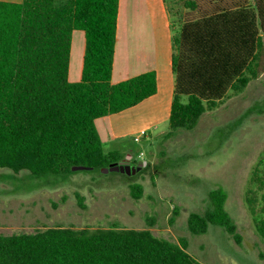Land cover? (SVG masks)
Wrapping results in <instances>:
<instances>
[{
	"label": "trees",
	"instance_id": "1",
	"mask_svg": "<svg viewBox=\"0 0 264 264\" xmlns=\"http://www.w3.org/2000/svg\"><path fill=\"white\" fill-rule=\"evenodd\" d=\"M119 3L0 1V169L44 177L78 166L103 169L125 159L121 152H105L96 120L155 96L158 81L149 72L112 83ZM165 3L173 22L175 75L169 140L180 129L194 130L231 91L243 92L264 73V0ZM75 31L84 33L85 51L81 81L71 83ZM257 181L262 190L264 179ZM133 194L139 198L141 189ZM211 200L208 212L189 216L190 232L221 226L241 245L238 226L225 209L226 193L215 190ZM248 204L257 216L254 198ZM261 214L256 228L264 239V195ZM187 250L185 240L157 238L148 229L52 227L0 234V264H199Z\"/></svg>",
	"mask_w": 264,
	"mask_h": 264
},
{
	"label": "rangeland",
	"instance_id": "2",
	"mask_svg": "<svg viewBox=\"0 0 264 264\" xmlns=\"http://www.w3.org/2000/svg\"><path fill=\"white\" fill-rule=\"evenodd\" d=\"M82 50L75 37L73 70L83 64ZM169 131L167 119L138 143L133 134L105 144L106 153L132 152L134 166L142 168L131 175L96 168L34 177L28 171L0 169V234L52 227L148 229L157 238L185 240L199 264H264V239L256 228L264 195L257 181L264 179V73L243 92L231 91L194 130L180 129L167 140ZM134 188L141 189L139 198ZM220 189L227 195L225 209L238 226L241 245L221 226L209 225L200 235L188 228L189 216L212 209L211 193ZM253 198L257 216L248 204Z\"/></svg>",
	"mask_w": 264,
	"mask_h": 264
},
{
	"label": "crops",
	"instance_id": "3",
	"mask_svg": "<svg viewBox=\"0 0 264 264\" xmlns=\"http://www.w3.org/2000/svg\"><path fill=\"white\" fill-rule=\"evenodd\" d=\"M75 37L84 46L82 59L85 51V35L75 31L69 69L71 83L81 81L83 69V64L72 68ZM172 62L173 22L165 0H120L112 83L153 72L157 76L158 93L124 112L97 119L96 127L104 145L133 134L137 137L144 133L142 139L146 138L154 125L170 119L175 91ZM123 154L124 160L133 161L131 151L124 150Z\"/></svg>",
	"mask_w": 264,
	"mask_h": 264
},
{
	"label": "water",
	"instance_id": "4",
	"mask_svg": "<svg viewBox=\"0 0 264 264\" xmlns=\"http://www.w3.org/2000/svg\"><path fill=\"white\" fill-rule=\"evenodd\" d=\"M145 165H147V163H145ZM142 168V165L139 164L138 167L134 166L131 164V161H122L119 163H113L112 165H110L108 168H104L103 171L105 173L108 172H121V173H127L129 175L131 174H135L137 170H140ZM93 169L91 167H86V166H78V167H74L73 171H79V170H90Z\"/></svg>",
	"mask_w": 264,
	"mask_h": 264
},
{
	"label": "built area",
	"instance_id": "5",
	"mask_svg": "<svg viewBox=\"0 0 264 264\" xmlns=\"http://www.w3.org/2000/svg\"><path fill=\"white\" fill-rule=\"evenodd\" d=\"M144 136V133L141 136L135 137V141L138 143L141 141L142 137Z\"/></svg>",
	"mask_w": 264,
	"mask_h": 264
},
{
	"label": "flooded vegetation",
	"instance_id": "6",
	"mask_svg": "<svg viewBox=\"0 0 264 264\" xmlns=\"http://www.w3.org/2000/svg\"><path fill=\"white\" fill-rule=\"evenodd\" d=\"M131 164H132V165H137V164H134L132 161H131Z\"/></svg>",
	"mask_w": 264,
	"mask_h": 264
}]
</instances>
